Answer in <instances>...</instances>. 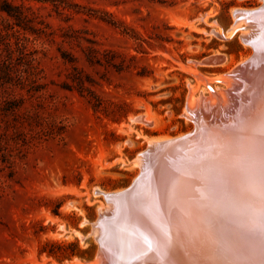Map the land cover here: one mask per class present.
Instances as JSON below:
<instances>
[{
  "label": "rangeland",
  "instance_id": "374dc122",
  "mask_svg": "<svg viewBox=\"0 0 264 264\" xmlns=\"http://www.w3.org/2000/svg\"><path fill=\"white\" fill-rule=\"evenodd\" d=\"M7 1L30 29L0 12V264H92L104 193L226 91L252 52L241 29L228 39L234 10L264 0Z\"/></svg>",
  "mask_w": 264,
  "mask_h": 264
},
{
  "label": "bare ground",
  "instance_id": "6f19581e",
  "mask_svg": "<svg viewBox=\"0 0 264 264\" xmlns=\"http://www.w3.org/2000/svg\"><path fill=\"white\" fill-rule=\"evenodd\" d=\"M233 18L228 39L241 29L250 57L219 77L222 95L202 80L214 94L190 114L194 142L174 160L163 157L152 187L142 185L123 208L115 197L127 187L104 193L91 228L92 264H264V5L234 10ZM135 158L141 173L142 155Z\"/></svg>",
  "mask_w": 264,
  "mask_h": 264
},
{
  "label": "water",
  "instance_id": "95a60500",
  "mask_svg": "<svg viewBox=\"0 0 264 264\" xmlns=\"http://www.w3.org/2000/svg\"><path fill=\"white\" fill-rule=\"evenodd\" d=\"M195 136H196L195 132L192 131L191 133L186 134L179 139L157 146L155 150L148 148L145 149V151L141 153L144 162V167H143L144 171L139 173L136 179L133 182H131L124 191H122L120 194H118L115 197L117 199L115 201L116 205H119L122 208L126 207V202L128 198L134 196L142 185H145V187L148 186L152 187L154 185L155 178L157 179L158 172H160L158 168L160 166L161 161L167 159V156L171 158L170 160H174L175 159L174 154L183 148L184 150H186L187 147H189L190 144L194 142ZM171 150L173 151V153L167 154V152L169 153V151ZM165 155L167 156L164 159L163 157ZM119 216L120 213L114 215L113 220H116V222H114L115 224L119 220ZM97 255H98V249H97Z\"/></svg>",
  "mask_w": 264,
  "mask_h": 264
},
{
  "label": "trees",
  "instance_id": "16d2710c",
  "mask_svg": "<svg viewBox=\"0 0 264 264\" xmlns=\"http://www.w3.org/2000/svg\"><path fill=\"white\" fill-rule=\"evenodd\" d=\"M0 12L4 13L8 18H11L13 21V25L20 27L22 29H30V26L27 25V23L29 22L28 17L22 12V10L17 7V6H13L10 2H8L7 0H0ZM109 23H111L112 25H115L114 22H112V20H109ZM13 28V27H11ZM7 47L9 44H5ZM2 62V61H1ZM0 62V65L3 66V64ZM3 69V73L5 76L8 77V75L10 74V69L7 68V66L2 67ZM1 70V68H0ZM73 245V244H71ZM60 249V247H59ZM49 254L52 255V252H48ZM64 258L70 259L72 256L77 255L79 257H81L80 253L78 252H72L70 251L69 254L68 253H62L59 252Z\"/></svg>",
  "mask_w": 264,
  "mask_h": 264
}]
</instances>
